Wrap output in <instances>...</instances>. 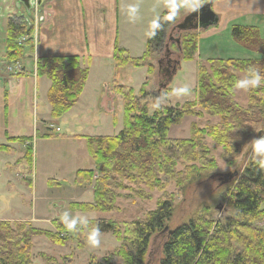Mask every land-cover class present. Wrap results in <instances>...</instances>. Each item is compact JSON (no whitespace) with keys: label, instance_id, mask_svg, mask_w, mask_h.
Segmentation results:
<instances>
[{"label":"rangeland","instance_id":"1","mask_svg":"<svg viewBox=\"0 0 264 264\" xmlns=\"http://www.w3.org/2000/svg\"><path fill=\"white\" fill-rule=\"evenodd\" d=\"M17 5L18 0H0V146L10 145L9 148H0V223L2 221L9 222L15 230L22 228L23 231L35 229L41 232H57L61 239L63 236L67 241L64 244L53 242L41 232L32 236L33 247L30 255L33 264H105V258L119 264L121 259L111 256L113 252L121 248V241L117 235L101 232V244L99 247L93 248L87 241L89 228L93 227L96 220L101 219L118 223L144 220L149 212L155 210L158 204L163 201V197L173 200V216L164 226L167 230L158 233L152 239L145 258L146 264L162 263L168 228L175 229L192 219L212 221L233 215L232 190L230 189H233V184L238 178L224 185L220 184L219 179L222 175L234 171L241 174L252 159H261L253 153L251 143L253 139L259 137L260 126H254V133L248 137V144L244 147L242 154L236 158L231 152H226L214 138L199 135V139L202 137L199 140L201 148L206 151V159L210 163L206 164L204 168L199 163L178 165L176 170L179 173L188 167L190 173L196 174L195 180L191 179L188 183H183L184 180L181 179L178 185L170 177L167 183H159V186L153 185L152 187L143 184L142 181L133 180L130 182L127 179L122 180L121 177H115L112 184H117V198L112 211H94L91 204L94 202V187L99 180L94 178L87 185H79L76 183V176L80 170L95 169V163L88 152L86 138L76 140L73 136L75 134L86 137L117 136L124 129L123 99L115 90L116 84L132 87L136 95L140 94L142 87H149L148 90L152 92L144 99V103H148L150 111L153 112L155 109L152 108V104L166 93V89L162 86L165 79L159 75L158 64L166 50L157 52L158 55L152 60L154 81L149 83L147 82L150 74L146 66L128 65L121 68L120 74L117 75L119 70L115 63L114 76L111 80L107 78L110 67L107 66L105 71V64L94 62L93 65H88L91 68L90 78L87 79L79 100L72 107L73 110L71 108L60 118L53 120L48 113L49 109H47V100L45 99L48 97L46 80L43 78L45 76L39 75L40 80L37 85L31 63H25L27 73L17 75L15 61L10 62L7 58L8 18L13 14L28 13L22 5ZM16 18L19 17L16 16ZM172 24L167 29V38L163 48L170 42V49L177 57L180 53L178 46L175 42H171L170 38L173 36L181 40L183 34L181 32L173 34L172 29L176 25L175 19ZM35 25L38 34V19L35 20ZM256 38V35L251 33L247 39L244 38L245 42L242 43L250 45L252 50L263 51L264 45L259 44L255 40ZM187 45L190 46L189 51H191L194 42ZM207 45L204 42L203 48ZM180 47H182V43ZM29 50H31L30 46L26 48V51ZM177 60H181L180 66H177L178 73L168 85V94H170L168 98L171 102L167 99L163 105L181 107L187 103L183 102L188 99H192L189 103H198L197 92L195 95L191 91L188 97L173 94V89L185 85L191 90L196 85L198 86L196 61L194 59L182 61L180 58L175 61ZM252 60H256V58ZM83 62V66L88 63L86 60ZM207 62L208 60L199 61V64H205L204 66L209 70L211 65ZM10 67L13 68V71H10ZM254 68L264 75V69L258 66H254ZM236 75L242 79L246 73L237 71ZM104 82H110V91L113 93L112 110L104 107V98L103 108L100 107L102 106L100 103L101 92L103 90V93L107 92ZM233 92V100L239 106L247 107L249 105L250 89L234 88ZM193 111L200 112L201 116L186 115L178 125L170 127L168 138L188 140L193 136L195 126L200 129H209L221 122L220 116L209 115L208 110L201 106H196ZM45 116H48V120L53 122H49V124L45 122L46 126L43 125L40 132H36L35 121L38 120L41 123ZM51 124L59 127L60 131L50 130ZM17 134L35 135V141L27 146V142L8 140L10 136ZM28 147H32L31 153L28 151ZM95 174L99 173L96 171ZM83 204H89L86 207L87 210H84ZM219 207L221 208L219 209ZM64 211H71L73 215L85 216L90 224L80 232H59L55 225L58 223L56 226L64 227L60 221Z\"/></svg>","mask_w":264,"mask_h":264},{"label":"trees","instance_id":"2","mask_svg":"<svg viewBox=\"0 0 264 264\" xmlns=\"http://www.w3.org/2000/svg\"><path fill=\"white\" fill-rule=\"evenodd\" d=\"M168 16L169 13H164L159 18L160 27L155 29V35L151 34L153 29L151 30L142 57L131 58L125 50L116 47L115 63L118 70L128 65L146 66L151 77L154 70L152 60L158 55L157 52L165 49L164 56L158 61L159 75L164 78L160 74L161 62L167 52L173 53L168 43L163 48L167 29L174 21L169 20ZM192 33H182V47H178L180 53L177 55L182 60H193L196 54L198 39L197 35ZM232 33L240 42H245L244 38L247 39L251 33L257 37V33L248 27L235 26ZM31 34L32 29L28 28L20 17L8 18L6 47L10 62H21L26 55V48H32L30 40L26 45L18 44L21 37ZM255 40L264 45V41L259 38ZM192 42L193 49L189 51L190 46L187 44ZM256 51L262 55L261 59H210L207 62L211 65L209 70L205 64H199L196 90L198 103L187 102L181 107L162 105L159 110L152 112L148 103H144V99L149 96L147 88L142 87L140 94L136 95L131 87L116 84L115 90L123 99L124 129L117 136L85 137L95 169L80 170L76 176V183L79 185H87L94 178L99 180L94 187L92 209L100 212L112 211L117 198V184H112L115 177L130 182L142 181L152 187L167 183L170 177L178 185L181 179L184 180L183 183L195 180L196 174L190 173L188 167L181 173L176 167L183 163H199L204 168L210 163L206 159V151L201 148L199 140L202 137L199 139V135L214 138L235 158L242 154L248 144V137L254 133V126H260L259 135L263 136L264 87L250 89L247 107H241L233 100L235 82L240 80L236 72L247 73V69L254 66L264 69V50ZM38 72L52 82L48 101L51 117L56 120L79 100L88 79L89 67H82L78 56L52 57L39 62ZM167 81L168 78L162 85ZM149 82L150 80L147 83ZM165 89L168 99L169 88ZM196 106L208 110L209 115L220 116L221 122L209 129L195 126L193 136L188 140L168 138L170 127L178 125L186 115L201 116L200 112L193 111ZM8 140L26 143L31 141V138L9 137ZM0 148L9 146L2 145ZM28 151L31 153V147H28ZM96 171L99 174H95ZM236 178L238 179L233 184V189H230L233 215L212 221L192 219L175 229L168 228L161 264H264V168L258 165L256 159H252ZM163 198L158 207L150 211L144 220L118 223L101 219L93 223V227L98 225L102 233H114L120 239L121 248L111 254L112 257L121 259L119 264H146L145 258L152 239L167 230L164 226L173 216V200ZM87 205L89 204L82 205L84 210H87ZM56 225L57 231H68ZM12 226L6 221L0 223V264H33L30 255L33 247L32 236L41 231H23L22 228L15 230ZM41 233L53 242H67L62 235L61 239L57 232ZM104 262L116 264L109 258H105Z\"/></svg>","mask_w":264,"mask_h":264},{"label":"crops","instance_id":"3","mask_svg":"<svg viewBox=\"0 0 264 264\" xmlns=\"http://www.w3.org/2000/svg\"><path fill=\"white\" fill-rule=\"evenodd\" d=\"M41 1L40 11L34 13L39 23L38 35L35 37L36 40L33 41L31 50L27 51L25 59H22L21 62L25 73H27L26 64H32L37 85H39L40 80L39 62L42 59L52 57L78 56L81 59L82 67L93 65L94 62L105 64V71L107 66L110 67L107 78L113 80L116 47L125 50L131 58L142 57L146 51L147 40L154 19L159 20L164 13L175 10L174 19L177 21L176 24L181 23L189 14L211 0ZM129 5L139 6L135 20H130L128 17L127 9ZM193 5L196 7L193 8ZM211 8L218 16V24L207 29L190 31L195 33L198 39L197 51L194 56L197 66H199V61L204 62L210 59H261L262 55L259 52L244 45L232 36L233 33L231 35V32L235 26L252 28L257 33V38L264 41V0H213ZM22 14L24 13H18L17 15L24 18ZM14 15L11 16L14 17ZM183 32L186 31L181 33ZM204 42L208 44L205 48H203ZM168 45L170 46V42ZM84 60L89 61V64L86 62L87 65L83 66ZM90 73L91 68L89 67L88 80ZM118 73L120 74V70L117 75ZM177 73L173 75V79ZM43 78L46 80V92L48 93L52 82L47 76ZM149 80L154 81L152 76ZM104 86L107 92L103 93L104 90L101 92L100 103H102V106L100 107L103 108L104 98V107L112 110L113 93L110 91V82H104ZM148 88L147 91L151 93L152 91ZM196 90L197 85L191 91L195 93ZM37 94L39 95V92ZM45 99L47 100V109H49L48 113L51 116L48 97ZM168 100L171 102L169 98ZM191 101L192 99H188L183 103ZM48 119L49 117L45 116V118H42L41 123L38 120L35 121L36 132H40V128L46 126L44 125L45 122L46 124L51 122ZM34 136L17 134L10 137H31L35 139ZM73 137L76 140H82L86 136L75 134Z\"/></svg>","mask_w":264,"mask_h":264},{"label":"clouds","instance_id":"4","mask_svg":"<svg viewBox=\"0 0 264 264\" xmlns=\"http://www.w3.org/2000/svg\"><path fill=\"white\" fill-rule=\"evenodd\" d=\"M196 6L193 5V8ZM139 11L138 5H129L127 12L130 20H135L137 13ZM176 14L175 10L170 11L168 19H174ZM153 31L152 35H155V29L160 27L159 21L154 19L151 25ZM261 86H264V75L260 73V71L254 67H250L247 69V73L244 78L235 82L234 87L238 89H256ZM173 94L176 96H187L191 94V89L185 85L180 88L173 89ZM167 95H162L157 98L155 102L152 104V108L159 110L161 106L166 102ZM253 153L257 157H261V159L257 160V163L260 167L264 168V136L259 138H255L251 141ZM60 221L63 223L64 227L69 232H80L84 227L90 224V221L85 216L73 215L71 211H64L60 217ZM101 229L100 227L94 226L90 227L88 230L87 241L90 246L93 248L99 247L101 244Z\"/></svg>","mask_w":264,"mask_h":264},{"label":"water","instance_id":"5","mask_svg":"<svg viewBox=\"0 0 264 264\" xmlns=\"http://www.w3.org/2000/svg\"><path fill=\"white\" fill-rule=\"evenodd\" d=\"M212 2L213 0L202 5L200 8L196 9L194 12L189 14L184 19V21L177 24L173 30L182 32V31L207 29L210 26H214L218 24V21H219L218 16L214 13V11L211 8ZM35 3L38 6L42 5L41 0H37V2L36 0H18L17 6L22 5L23 7L26 8L27 12L30 13ZM176 42H177L178 47H180L181 40L176 39ZM177 65H180V61H175V66L173 67V70L170 71V74L168 75V81L164 85H162L163 88H167L169 83L172 81L173 75L177 72V69H178ZM238 174H239L238 171H234V172L222 175L221 178L219 179L220 184L224 185V184L230 183L232 180H234L238 176ZM220 208L221 207H219V209Z\"/></svg>","mask_w":264,"mask_h":264},{"label":"flooded vegetation","instance_id":"6","mask_svg":"<svg viewBox=\"0 0 264 264\" xmlns=\"http://www.w3.org/2000/svg\"><path fill=\"white\" fill-rule=\"evenodd\" d=\"M176 32H178V31L172 30L173 34H175ZM174 38L175 37L172 36L170 38V40H171V42H175L177 44V42H176L177 38H175V39ZM177 58L178 57H175L173 53L171 54L170 52H167V55L165 57V61H162L161 65H160V67H161L160 68V74L163 75L164 79H167L168 75L170 74V71L173 70V67L175 66V60Z\"/></svg>","mask_w":264,"mask_h":264},{"label":"built area","instance_id":"7","mask_svg":"<svg viewBox=\"0 0 264 264\" xmlns=\"http://www.w3.org/2000/svg\"><path fill=\"white\" fill-rule=\"evenodd\" d=\"M28 40V37H22L19 41V44H24L26 41ZM15 71L16 73H23V67L19 64V63H16L15 65ZM10 70L13 71V68L10 67ZM60 129L57 128V131H59Z\"/></svg>","mask_w":264,"mask_h":264},{"label":"bare ground","instance_id":"8","mask_svg":"<svg viewBox=\"0 0 264 264\" xmlns=\"http://www.w3.org/2000/svg\"><path fill=\"white\" fill-rule=\"evenodd\" d=\"M177 61H180V63H181V60H177ZM16 63H21V62H16ZM177 66H180V65H177ZM28 144V143H27Z\"/></svg>","mask_w":264,"mask_h":264}]
</instances>
